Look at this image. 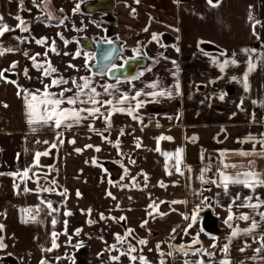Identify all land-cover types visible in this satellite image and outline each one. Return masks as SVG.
Listing matches in <instances>:
<instances>
[{
  "label": "crops",
  "instance_id": "0c3cea01",
  "mask_svg": "<svg viewBox=\"0 0 264 264\" xmlns=\"http://www.w3.org/2000/svg\"><path fill=\"white\" fill-rule=\"evenodd\" d=\"M81 1L56 0L55 3L71 8ZM144 3L143 16L140 11L138 15V20L144 24L145 35L142 36L169 35L172 43L165 50L164 58L171 60L161 61L139 78L122 85L98 89L88 78L89 88L83 90L87 95H82L80 100H87L90 89L95 88L99 94L96 99L112 100V105L79 102L75 106L62 105L77 109L97 107L104 116L97 113L93 117L82 112L81 116L87 118L73 123L70 128L29 125L25 97L44 89L26 91L21 82L12 84L0 79L1 138L8 137L10 147L20 139L24 148L34 145L30 150L33 159L35 153L52 149V167L56 175L53 182L34 181L33 174L41 170L32 162L15 171V175L6 172L8 168L4 164L0 168V216L17 220L16 226H19L22 208L32 209L36 235L46 236L44 242L43 239L34 240L33 247L28 249L38 254L41 245L49 242L47 237L52 231H63L62 220L65 213L70 212L72 220L67 230L83 227L84 219L98 218L101 214L104 218L94 229H104V232L107 229L103 233L106 238H109L108 232L123 233L122 226L114 220L125 224L138 239L146 241L144 246L149 259L155 264L158 260L159 264L165 262L166 258L160 254L162 251H169L167 257L171 253V264H197L199 261L220 264L225 258L231 264H264V219L259 215L264 212V187L252 191L240 184H230L225 192L223 187L209 182L219 183L218 170L231 175L251 170L264 178V146L259 143L264 140V0H212L215 7L208 0ZM201 45L217 51L201 48ZM0 50L4 51L0 55V71L11 63L20 66L22 41L17 34L7 39L0 36ZM249 62L255 68L248 74L245 90L243 76ZM221 65H224L223 70ZM153 84L155 88L150 87ZM115 86L121 88H113ZM48 91L57 95L61 92L59 89ZM76 91L72 89L64 96H73ZM152 92L166 94L148 95ZM124 96L128 97L127 102L118 104V99ZM137 102L143 103L135 109ZM103 106L105 111L101 112ZM113 107L125 111H112ZM129 107L134 108L133 115H128ZM109 112L110 118L106 120ZM107 125L111 130L123 126L134 131L131 135L135 137L132 138L134 146L126 142V132L98 133ZM161 136L171 139L160 140ZM53 144L56 147L53 148ZM178 150H182L179 167L183 175L176 172ZM212 159L220 161L215 172L207 167ZM101 161L120 166L121 181L111 183L99 165ZM224 163L237 167L223 169ZM25 169H30V181L26 184L19 175ZM202 172L204 181L200 179ZM237 195L240 199H236ZM247 196L252 197L251 203L261 206L255 210L240 207L241 203L248 202L244 199ZM48 202L55 211L47 207ZM163 204L167 211L164 214L159 211ZM230 206L234 216L230 221L232 228L224 223ZM242 214L249 216V220L236 218ZM193 215L197 217L195 222L191 220ZM120 217L126 219L120 220ZM253 220L257 227L244 233L243 229L249 228ZM233 229L239 234L229 241ZM15 242L21 244L18 251L26 250L23 248L25 240L19 237ZM196 243L201 244L200 248L180 250L181 246ZM225 245H228L227 256L222 251ZM205 248L212 249L213 254L193 256ZM29 257L34 259V253Z\"/></svg>",
  "mask_w": 264,
  "mask_h": 264
},
{
  "label": "rangeland",
  "instance_id": "374dc122",
  "mask_svg": "<svg viewBox=\"0 0 264 264\" xmlns=\"http://www.w3.org/2000/svg\"><path fill=\"white\" fill-rule=\"evenodd\" d=\"M46 1L53 3V1L56 0H43V2L42 0H35V2L34 0H25V10L21 11L20 14L25 21V25L21 27H27L28 30L23 31L20 28L19 31V37L22 41V58L19 69H17L18 71L15 69L9 70L8 73L14 74L16 71V78L18 82L22 83V87L26 91L42 90L45 85H50L53 79L61 78L67 80L68 83L50 87L49 90L59 89L62 91L63 89H77V84L82 85V78L91 79L92 81L90 82L95 83L98 89L111 86L112 84L122 85L123 82L121 81H109L105 77L98 78L92 76L89 71V66L93 63L92 55L84 52L78 43L81 38H87L91 41L103 39L104 31L106 30H110L114 34L118 32L128 34L135 38V41L140 40V43L147 44L146 46H149L148 48L150 51L155 53V58L152 60L153 63L149 67L150 69L158 65L161 61L171 60L170 58L165 59L164 53L162 52L167 50L169 46H166L163 42L157 43L158 39L154 40L153 37L144 36V24L138 20L139 11L140 15L143 16L142 6L145 5V1L152 4L159 0H114L116 5L114 14L117 24L111 28L106 26L97 15L92 14L87 16L82 14L79 10L80 2L75 3L71 8L60 6L61 18H50L51 22H43L42 20L46 18L43 12L44 4L47 3ZM135 34H141V36H136ZM142 34L144 35L142 36ZM37 40H43L44 43L38 44L36 42ZM65 41H67V43H65ZM53 47L55 51L51 50ZM77 53H79V55H77ZM33 56L36 57L35 64L43 65L42 69L38 70L35 66L31 59ZM49 65L57 71L50 76H44L43 71L48 69ZM73 80L76 81V84L72 83ZM113 88L120 89L121 87L115 86ZM103 105L105 106V104ZM104 106L101 112L105 111ZM99 131L101 132L98 133L101 134L112 133L113 135L121 131L126 132V142H128L130 146H134L132 140L134 135L131 136L134 134V131L130 130V128H125L123 126L118 128L117 126L111 130L107 125V127L102 130L99 129ZM9 142L10 139L8 137H2L0 139V168L6 164V168H8L6 172H9L10 175H14L15 171H19L22 167L24 168V165L31 164V162L33 166L36 167L37 162L30 153L34 145L24 148V144L20 139L17 141L16 145L14 143L10 147ZM9 147L10 149H8ZM135 163L136 166H138L139 163L137 161ZM201 234L203 235L204 233L201 232ZM45 238L46 236H39V239H43L42 242H44ZM126 242L128 243H124V245L122 243L114 245L110 251H104L103 249L101 252L102 256L99 258L97 254L101 248L97 246L96 243L92 244L93 256L91 255L89 244L87 249L88 260L86 264H141L139 260L141 256L145 258L147 264H155L154 261H150L149 253L144 245L137 244L130 240ZM47 244L48 242L44 243V246ZM44 246H42V250L39 251V254L37 251L31 252L27 250V254L34 253V259L30 264H36V261L40 257L46 258L47 261L45 264H73L71 259L67 258L68 253L73 252V248L70 247L67 250L61 251V247H57L55 251H49L50 256H47V249ZM130 247H134L136 251L129 253ZM56 249L60 251H56ZM211 250L205 248L203 252L194 253L193 256L200 257L207 253L213 254ZM121 253L126 254L122 255ZM131 256H136L137 259L133 261L130 258ZM113 257H119V259L116 260L113 259ZM159 263L160 261L158 260L156 264Z\"/></svg>",
  "mask_w": 264,
  "mask_h": 264
},
{
  "label": "flooded vegetation",
  "instance_id": "af4514ba",
  "mask_svg": "<svg viewBox=\"0 0 264 264\" xmlns=\"http://www.w3.org/2000/svg\"><path fill=\"white\" fill-rule=\"evenodd\" d=\"M86 1H90V0H82L80 2L79 4L80 12H82L81 10L82 4ZM46 2L47 3L44 4V8H43V12L46 18H44L42 21L51 22L50 18H53V19L61 18L62 14L59 10L60 7L58 6V4H56L55 1H53V3L48 2V1ZM95 5L97 8V11L92 13L93 15L99 16L100 20L104 24H106V26L110 28L117 24L115 14H114L115 7H116L114 0L113 1L112 0L98 1ZM110 8H111L110 13L107 14ZM23 10H25V0H0V17L3 18L2 20H0V24H7L10 29H13V30L5 32L3 35V38L6 37L7 39L9 36H12L14 34H17L19 36V31L21 27L17 26V28L14 29L15 25L18 24V21L15 19V17L20 16L22 18V15L20 14H21V11ZM82 14H85V13L82 12ZM92 14H85V15L89 16ZM136 36H141V34H137ZM156 37H157L156 39H158L157 43L163 42L166 46H169L172 43V38L169 35H156ZM124 38H129V40H125ZM81 39H87V38H81ZM80 40L78 41L79 46H80ZM89 41L91 43V47H94V48L97 46V42H100L103 44H113L117 46L118 51H119V53H117L118 56L114 58V60L112 61V64L110 65V67H108V69H106L105 73L100 76L94 75L91 71L92 66L95 65L94 52L85 50V49L83 50V48L80 46V48L84 52L92 55L93 63L89 66L90 74L98 78L105 77L109 81H121V82L133 81L139 78L140 75L143 72H145V70L149 69L150 65L153 63L152 60H154L155 58V53L150 51V49L148 48L149 46H146L147 44L140 43V40L135 41V38L129 36L128 34H124L120 32L114 34L110 30H106L104 31L103 39H95L93 41L91 40ZM127 46H130V47H127ZM204 47L207 49L206 46H202L201 48H204ZM162 52L165 55L166 52L165 51H162ZM132 60H136V61L145 60L146 67L144 69L138 68L136 71L135 77L132 79L125 80V79H119V78H116V79L109 78L110 70L122 69L124 68L125 64L128 61H132ZM13 64H15V67H13ZM13 69L15 70L19 69V66L17 65V63H11L7 67H3L2 70L0 71L3 73V77L0 79L6 82L12 83V84L17 83L18 80L15 75L16 71L14 72V74L8 73L9 70H13ZM27 91H30V90H27ZM0 139H1V135H0ZM46 151L48 152V155L46 156L41 155L39 158V162L36 163V166L41 171H36L33 174L34 181L43 180L44 182H50V181L53 182L55 179L56 175L52 167L54 165V155L52 159L53 164L50 166L51 172H49V168H48V164L51 160L50 153H53V150L48 149ZM216 162H219V166H220L219 160L212 159L208 162L207 167L209 168L211 172H215L219 168L218 166L215 169L214 168L212 169L211 167L212 164ZM0 176H1V169H0ZM119 177L121 178V176ZM26 181H30V179H25V181H23L24 184H26ZM111 183H115V182H111ZM25 209H30V208L28 206L25 208H22L21 213L19 214V218H18L19 226H16L17 220L13 221V220H9L8 218L0 216V225L3 226L2 229H0V237H2V243L4 245V247L0 248V264H30L33 261V259L29 257L30 254L29 253L27 254L26 252L30 247H33L32 242L34 240L37 241V239H39V236L36 235L37 230L33 228L32 226L34 221L30 219V215L29 213L24 211ZM71 220H72L71 215H65V218H63L62 220V225L64 226L63 231L55 232V233H57L56 244L58 245V247H61L60 248L61 251L67 250L70 247L73 248V252H69L67 256L68 259H71L73 264H77V263L86 264L88 260L87 249H88L89 244H90L91 253H92V244L96 243V245L101 248L97 254L98 258L102 256L101 252L103 251V249L104 251H110V249H112V247L114 245H117L118 243L119 244L122 243L124 245V243L125 244L128 243L126 242L127 240H130L132 242H136L137 244H140L139 243L140 239H138L132 231L129 234V229L126 228L125 224H122L118 220H114V222L122 226L123 233L122 234H111L108 232V234L106 235H108L109 238H106L105 234H103L106 232L107 229L105 230V232H104V229L103 230L99 229L98 231L94 229L96 223H99L100 220L102 221L101 216H99L98 218L87 217V219H84L83 227L74 226L72 230H67L68 229L67 227L70 226ZM24 221H28V222H24ZM77 230H79L78 234H77ZM52 233L47 237L49 241L48 242L49 245L48 244L46 246L41 245V246L46 247L47 256L48 255L50 256V252L52 250L55 251V248H52V240H53ZM117 235H119L122 238L123 242L117 240L116 238ZM19 237L22 238V240H25L24 243L26 245H24L23 248H26V250L23 252H20L17 250L20 247L19 245L21 244L16 245L17 243L15 241H17ZM108 239H111V241ZM140 245H144V244H140ZM195 245H199V248L201 246L200 243H196L191 246H181L180 250L181 251L190 250V247L192 246L194 247ZM49 249H51L50 252H49ZM56 251H60V250L56 249ZM160 254L162 257L166 258L164 262L165 264H171V260H170L171 255H168L167 257L168 252L166 253L162 251ZM91 255H93V253ZM41 261H43L45 264L47 260L45 257H40L36 261V264H41Z\"/></svg>",
  "mask_w": 264,
  "mask_h": 264
},
{
  "label": "snow or ice",
  "instance_id": "6c2138e0",
  "mask_svg": "<svg viewBox=\"0 0 264 264\" xmlns=\"http://www.w3.org/2000/svg\"><path fill=\"white\" fill-rule=\"evenodd\" d=\"M35 2V0H34ZM208 3L211 4L213 7H215L216 5L212 3V0H208ZM3 18L0 17V20H2ZM15 19L18 21V27L24 26L25 25V21L20 17V16H16ZM13 29H10L9 26L7 24H0V36H3L5 32L10 31ZM21 30L23 31H27V27H21ZM146 30V29H145ZM62 38V37H61ZM156 34H153V39L155 40ZM38 44H42L44 43L43 40H37L36 41ZM54 43V42H53ZM65 43H67V41H65ZM52 51H55V48L53 47L51 49ZM7 51H11V49H8ZM4 51L0 50V55H3ZM39 55V54H37ZM77 55H79V53H77ZM35 64L36 61V57L33 56L31 58ZM234 63V61H233ZM35 66L39 69L43 68V65L40 64H35ZM71 66V65H70ZM13 67H15V64H13ZM224 65H221V69L223 70ZM255 68V65L252 64L251 62H249L248 64V70L244 73L243 76V81H244V87L245 90H247L248 85H247V78H248V74L253 71ZM57 70L55 68H52L49 65L48 69H45L43 71V75L44 76H50L52 73H55ZM27 74V73H25ZM3 77V73L0 72V78ZM84 80V83L82 85L77 84V91L73 94V96L70 97H65L64 93L65 92H69L72 91V89H63L59 95H57L56 93H52L50 91H48V89L50 87H54V86H58L60 84H67L68 81L64 80L63 78L61 79H53L51 81L50 85H45L44 86V91L40 92V90H37V93H39V95L37 93H29L28 96H30V99L28 98V96L25 97V101H26V114H27V122L29 125L32 124H41L43 125H51L54 126L55 128L59 129L62 126L66 127V128H70L72 127L73 123H78L80 120L82 119H86L87 117H82L81 113L82 112H87L90 116L95 117L97 113H100V109L97 107H93V108H79L77 109L76 107H71V108H66V107H62V105H64L65 103L68 105H73L75 106L78 102L80 104H86V103H91L93 105H96L98 103L100 104H107V105H112L113 101L112 100H108L105 102H101L98 101L96 99V96L99 95L98 93H96L95 88H91L90 92L91 95H88V99L87 100H80V97L82 95H87L86 93H84V89L89 88V82L87 78H82ZM233 79H235V77H233ZM73 84H76V81L73 80L72 81ZM150 87L155 88L156 85H150ZM166 93L165 92H152L149 93L148 95H151L153 97L155 96H164ZM137 96L140 95L139 92H137L136 94ZM168 95H170V93H168ZM223 97H221L222 99ZM133 99H135V97H133ZM128 100L127 96H124L121 99H118L117 103L118 104H124L126 103ZM143 102H137L136 105L134 106L135 109H138L142 106ZM112 111H120L123 112L125 111L124 108H117V107H113ZM133 111L134 108L133 107H129L127 109L128 115H133ZM101 116H104V113H100ZM111 115V112H109L108 116L105 117L106 120H109ZM133 119H138V117L133 116ZM71 122V123H70ZM33 131H35V129H33ZM59 136V134H58ZM160 140L163 139H171V137H164L161 136L159 138ZM254 139V138H252ZM62 142V141H61ZM72 143H74V141H71ZM44 143H47V141H44ZM259 143H261L262 146H264V140L259 141ZM52 147H56L55 144L52 145ZM86 147H92L91 145H87ZM137 147H139V144H137ZM97 151H99L100 149L97 148ZM77 152L81 151L80 149L76 150ZM157 151H159V148H157ZM182 150H178L175 156V160H176V172H178L180 175H183V172L180 171V163H181V158H180V153ZM241 155H250L251 153H240ZM41 155H48V152H37L35 153V161L38 163L39 162V158ZM167 155V154H166ZM229 167L232 168H236V165H229L227 163L223 164V169H227ZM29 171L30 169H25L22 173H20L19 175L24 178V179H30L29 177ZM171 174V173H169ZM15 175V174H14ZM218 175L220 177L219 179V183H217L216 180H211L209 181L210 183L216 184L217 187H223V189L225 190V192H227L228 187L230 184H240L243 185L245 188H249L252 191H255V189L257 187H264V178H261L259 173H256L255 171H251V170H245V171H238L235 175H231L228 174L227 172H225L224 170H218ZM200 179L202 181H204V174L203 172L201 173V177ZM161 186L164 187L165 185H163V183H161ZM27 191V189H25ZM44 191H50V189H44ZM79 195V193H77ZM110 195V193H109ZM236 199H240L239 195H237ZM245 201H248L247 203H241L239 206L240 207H249L252 209H257L259 208L261 205L259 203H251L252 197L251 196H247L244 198ZM258 199V198H257ZM43 203V201H41ZM172 203H179V201H173ZM47 207L49 209H52V204L51 202L47 203ZM149 207H152V205H149ZM53 211H55V209H52ZM25 212L29 213L30 215V219L35 221V216H32V209H25ZM37 213L39 211V209L36 210ZM228 212L229 215L227 216L226 220L224 221V223L229 227L232 228V224L230 223V221H232L234 219V216L232 214L231 211V206L228 208ZM65 215H71V213H65ZM149 215H151V213H149ZM259 215L262 217V219H264V212L259 213ZM103 214H101V219H103ZM237 219L240 220H249V216L247 215H240L239 217H236ZM120 220H124L126 219L125 217H120ZM185 219H189L188 217H185ZM197 217L195 215H193L191 217L192 221H196ZM24 222H28V221H24ZM56 220L53 219L52 224L55 225ZM144 223H147V221H145ZM143 226V224L141 225ZM192 225L190 224L189 227H191ZM2 225H0V229H2ZM257 227V222L255 220H253L251 226L247 229H243L244 233H250L252 232L255 228ZM79 233V230H77V234ZM131 233V230H129V234ZM239 234L237 229H233L231 232V236L229 237V241L231 240L232 237H235ZM53 236V240H52V248H56L58 247V245L56 244V236L57 233L53 232L52 233ZM117 240L122 241V238L117 235ZM198 242V241H195ZM140 244H145L146 241L145 240H140L139 241ZM4 247L3 243H2V237H0V248ZM213 247H215V245H213ZM262 248H264V245H262ZM51 249H49L50 251ZM136 249L134 247H130L129 248V253L131 252H135ZM222 251L225 253V256H227L228 253V245H225L222 249ZM241 251H243V249H241ZM257 252H260L261 249H256ZM126 254V253H121ZM208 255H212L211 253H207ZM169 255H171V253H169ZM133 261H135L137 259L136 256H131L130 257ZM113 259L118 260L119 257H113ZM139 260L141 261V264H147V261L145 260V258L143 256L139 257ZM41 264H44L43 261H41ZM161 264H163V261H161ZM185 264H187V262H185ZM197 264H203V261H199L197 262ZM220 264H231V261L228 260L227 258L223 259L220 261Z\"/></svg>",
  "mask_w": 264,
  "mask_h": 264
},
{
  "label": "water",
  "instance_id": "95a60500",
  "mask_svg": "<svg viewBox=\"0 0 264 264\" xmlns=\"http://www.w3.org/2000/svg\"><path fill=\"white\" fill-rule=\"evenodd\" d=\"M98 1H103V0H90L86 1L82 4L81 10L85 14H92L95 11H97L96 8V3ZM107 1V0H105ZM113 1V0H112ZM113 6V5H112ZM112 8V7H111ZM111 8L108 10L107 14L110 13ZM125 40H129V38H124ZM80 46L83 48V50H89L94 52V57H95V65L92 66L91 71L94 75H102L105 73L106 69L110 67L112 64V61L114 60L115 57L118 56L117 53H119L118 48L116 45L113 44H103L100 42H97V46L91 47V43L87 39H81L80 40ZM130 47V46H127ZM111 48V49H110ZM146 67V62L145 60L141 61H128L124 68L119 69V70H110L109 71V78L110 79H132L135 77L136 71L138 68L144 69ZM53 153H50V162L48 164L49 172H51V165L53 164ZM99 165L104 169V171L107 173L109 181L110 182H116L119 180V176L122 174V170L120 167L114 165L110 161H101L99 162ZM52 179V178H50ZM165 204L160 206V213L164 214L167 213L166 209H164ZM199 248V245H195L194 247H190V250H194Z\"/></svg>",
  "mask_w": 264,
  "mask_h": 264
},
{
  "label": "built area",
  "instance_id": "2783aa9c",
  "mask_svg": "<svg viewBox=\"0 0 264 264\" xmlns=\"http://www.w3.org/2000/svg\"><path fill=\"white\" fill-rule=\"evenodd\" d=\"M218 166H219V162H216V163H213L211 167H212V169H213V168L215 169V168L218 167Z\"/></svg>",
  "mask_w": 264,
  "mask_h": 264
},
{
  "label": "trees",
  "instance_id": "16d2710c",
  "mask_svg": "<svg viewBox=\"0 0 264 264\" xmlns=\"http://www.w3.org/2000/svg\"><path fill=\"white\" fill-rule=\"evenodd\" d=\"M206 47L208 48V50L211 49L212 51H217L215 48H213L211 46L206 45ZM163 264H165V263L163 262Z\"/></svg>",
  "mask_w": 264,
  "mask_h": 264
}]
</instances>
